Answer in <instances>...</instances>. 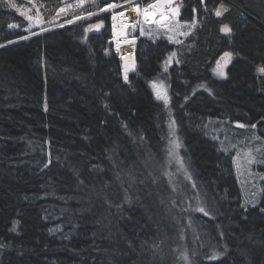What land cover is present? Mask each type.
Returning <instances> with one entry per match:
<instances>
[{
    "label": "trees",
    "instance_id": "trees-1",
    "mask_svg": "<svg viewBox=\"0 0 264 264\" xmlns=\"http://www.w3.org/2000/svg\"><path fill=\"white\" fill-rule=\"evenodd\" d=\"M127 1L0 0V264H264V181L245 208L234 151L209 127L264 142V0H182L191 34L130 31L125 77L111 24L124 7L106 9ZM28 10L42 29L26 30ZM162 76L169 108L151 86Z\"/></svg>",
    "mask_w": 264,
    "mask_h": 264
},
{
    "label": "rangeland",
    "instance_id": "rangeland-1",
    "mask_svg": "<svg viewBox=\"0 0 264 264\" xmlns=\"http://www.w3.org/2000/svg\"><path fill=\"white\" fill-rule=\"evenodd\" d=\"M163 0H158L153 6L157 5V9H155V13L158 15L155 20V23H158L159 20L162 21L167 20L164 24L158 25L160 30H164L169 34L168 39L172 44H180L191 34V28L186 24H181L178 21L179 12L181 9V5L179 4L182 0H176L170 6H167L165 3L162 4ZM139 2H143V0H128L127 2L118 5L115 2L110 4L106 10L112 12L117 7H124L125 10H130L132 12H138V22L132 28V24L135 22L130 21L128 30V34L132 31V36L135 34H144V29L146 27H154L155 25H147L143 24L142 15L144 11L152 9V6L145 7ZM163 7H162V5ZM159 5V6H158ZM149 7V8H148ZM161 8V9H160ZM28 14L26 15L28 21L27 31H34L36 29H42L43 22L41 20V16L38 15V12L33 10H28ZM121 13V12H120ZM169 17V19H168ZM83 19V18H82ZM142 19V20H141ZM142 22V23H141ZM146 25V27L144 26ZM114 27V26H113ZM13 30L17 29L16 27L12 28ZM122 31L118 32L114 37V49L118 52H121L123 48L129 47L132 44H128L127 41H123L118 39L119 35ZM160 32V31H159ZM158 32V33H159ZM222 32L224 35L229 36L230 30L228 27H223ZM41 33V31H40ZM156 34V38L157 35ZM130 35V34H129ZM131 37V35H130ZM128 37V38H130ZM136 39L135 37H131ZM136 47V44H133ZM233 61V55L231 53H224L219 60L217 61L214 74L218 80H224L227 77V69L231 65ZM178 53L173 52L166 62L163 65V74L165 75L169 68L175 64H178ZM127 77L126 74H124ZM152 89L155 94L157 100L163 103L166 107H170V93H169V82L167 78L163 76L153 81ZM228 123L225 122H212L210 124V130L212 135L219 141H221L222 147L228 146V151H234V169L236 172V177L238 180L239 187L241 188L242 198L244 202V207H254L261 200L263 189L261 187V182L264 181V142L258 136V133L255 129L251 130L248 127L243 125H233L234 127H229ZM171 132L170 138L168 141V149L167 152L170 154V157L174 160L173 164L177 167L178 161H180L178 155L180 152V143L178 139V134L174 128V122H170ZM236 142L230 145V142ZM228 144V145H227ZM224 148V147H223ZM225 149V148H224ZM169 161V162H170ZM175 162V163H174ZM181 162V161H180ZM168 164V163H167ZM179 172L183 174V170L179 169Z\"/></svg>",
    "mask_w": 264,
    "mask_h": 264
},
{
    "label": "water",
    "instance_id": "water-1",
    "mask_svg": "<svg viewBox=\"0 0 264 264\" xmlns=\"http://www.w3.org/2000/svg\"><path fill=\"white\" fill-rule=\"evenodd\" d=\"M71 1H73V0H63V3H69ZM175 1L176 0H163L161 3L162 4L165 3L167 6H170ZM134 20H135V18H134ZM120 39L123 41H127L129 44H136V40L134 38H128V27H126V26L123 29V34L120 36ZM120 63H121L122 72L124 74H126L128 76L136 74L135 59H134V65H130L128 63V61L124 58H120Z\"/></svg>",
    "mask_w": 264,
    "mask_h": 264
},
{
    "label": "bare ground",
    "instance_id": "bare-ground-1",
    "mask_svg": "<svg viewBox=\"0 0 264 264\" xmlns=\"http://www.w3.org/2000/svg\"><path fill=\"white\" fill-rule=\"evenodd\" d=\"M162 7H163V5H162ZM148 15H150L151 17H154L155 16V13L148 12ZM132 17H133V14H131L130 12L125 13V14L115 15L114 16V18H113V26H114L115 35L118 32L122 31V28L123 27L129 25ZM133 25L135 26V23L132 24V27H134Z\"/></svg>",
    "mask_w": 264,
    "mask_h": 264
},
{
    "label": "built area",
    "instance_id": "built-area-1",
    "mask_svg": "<svg viewBox=\"0 0 264 264\" xmlns=\"http://www.w3.org/2000/svg\"><path fill=\"white\" fill-rule=\"evenodd\" d=\"M148 12H152V13H155L154 11H148L146 10L144 12V20L146 23H150L152 20H155V18L158 16L156 13H155V16L154 17H151L150 15H148ZM162 20V19H161Z\"/></svg>",
    "mask_w": 264,
    "mask_h": 264
}]
</instances>
